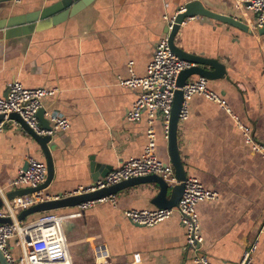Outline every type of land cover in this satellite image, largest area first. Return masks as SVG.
<instances>
[{
	"label": "crops",
	"instance_id": "0c3cea01",
	"mask_svg": "<svg viewBox=\"0 0 264 264\" xmlns=\"http://www.w3.org/2000/svg\"><path fill=\"white\" fill-rule=\"evenodd\" d=\"M58 1L5 0L0 2V20ZM188 1L192 0H92L72 17L28 35L7 39L0 30V97L13 80L26 88L53 90L42 99V107L69 123L49 143L53 174L45 193L68 194L86 187L96 171L109 172L142 154L146 115L143 112L138 121L126 118L140 90L119 81L129 77L130 61L136 76L145 75L155 43L165 33L163 15H175ZM198 1L251 27L255 23L252 13L234 8V0ZM175 43L185 51L217 59L224 67V74L208 79L207 86L229 111L194 94L188 102V118L177 133L187 177L197 178L217 195L195 206L201 250L212 264H237L243 250L255 243L252 263L264 264V156L245 142L235 122L236 118L249 127L264 146V34L192 16L180 25ZM153 129L156 156L170 164L159 117ZM27 156L44 162L39 145L14 121L6 122L0 132L1 198L21 188L8 183ZM157 191L155 184H140L116 192L115 204L102 201L83 210L77 206L52 210L65 216L62 226L72 262L193 264L177 213L152 226L134 224L123 213L157 208L150 203ZM8 248L18 255L13 239Z\"/></svg>",
	"mask_w": 264,
	"mask_h": 264
},
{
	"label": "built area",
	"instance_id": "2783aa9c",
	"mask_svg": "<svg viewBox=\"0 0 264 264\" xmlns=\"http://www.w3.org/2000/svg\"><path fill=\"white\" fill-rule=\"evenodd\" d=\"M234 8L240 11H249L254 15L255 23L252 27H262L264 24V0H234ZM174 17L175 15H163L168 32L156 41L152 59L146 67L145 75L136 76L130 61L127 63L129 77L119 81L120 85L124 87L140 90L138 97L127 111L126 118L129 121H138L143 112L146 115L148 124L146 130L147 143L142 154L137 158L128 159L90 185L80 187L64 195L91 192L131 177L150 174L161 176L168 184L177 183L171 165H164L156 156L153 129L155 119L159 117L163 126L164 137L167 139L168 122L176 89H181L183 93V101L178 114V128L180 123L188 118V102L194 94L203 95L227 109L225 102L208 88V80L204 77L198 76L196 79L187 80L181 87L177 86V77L180 71L191 67L193 64L178 58L170 49L168 33L174 24ZM183 23L184 21L181 24ZM53 92V90L43 87L26 88L18 81H11L7 85V96L0 97V114L4 116L0 121V132L6 122L14 121L8 118V114L12 112L17 113L37 134L51 135L58 130L68 128V120L56 112L44 113L52 125L51 129H43L39 123L37 111L42 107V99L53 94ZM235 122L237 127L241 129L245 142L250 145L254 152L264 156V146L253 138L250 128L242 125L236 118ZM14 123L16 122L14 121ZM26 164V168L20 169L16 177L9 181L10 187L35 188L45 181L47 173L44 162L38 161L33 156H27ZM183 183V193L177 206L151 210L126 209L123 213L132 223L142 226L155 225L169 218L173 213H177L185 228V246L191 252L192 263L212 264L201 250L203 238L200 234V223L195 206L200 201L216 199L217 195L214 191L205 188L197 178H187ZM55 198V195H49L43 189L17 195L11 199L2 195L3 205L0 209V216L10 218V222L0 223V253L7 264H74L68 251L62 226L65 216L55 211H47L24 220L17 218V214L21 210ZM102 201L115 204V196L111 194L99 199L85 201L77 205V208L80 210L87 209ZM11 239L14 240L15 246L19 250L17 256H14L8 248V241ZM254 248L255 243L247 246L237 264H253L252 252Z\"/></svg>",
	"mask_w": 264,
	"mask_h": 264
},
{
	"label": "water",
	"instance_id": "95a60500",
	"mask_svg": "<svg viewBox=\"0 0 264 264\" xmlns=\"http://www.w3.org/2000/svg\"><path fill=\"white\" fill-rule=\"evenodd\" d=\"M5 0H0L4 2ZM92 0H60L56 2L52 7L44 8L42 10H37L29 12L23 15L9 17L8 19L0 20V30L4 31L5 37L7 39L20 37L23 35H28L33 31L41 30L51 25L60 23L67 19V17H72L78 13L82 8L88 5ZM54 12V15L50 14ZM192 16H205L221 22L228 23L235 26L243 31L254 33L256 35L264 34V24L262 27H251L246 23L232 17L229 15H222L215 13L210 9L204 7L202 3L198 0H192L185 3L183 9H179L178 13L175 14L174 24L168 33V42L171 51L180 59L186 60L193 65L186 68L178 74L177 86H183L187 80H190L192 76H201L208 79H215L224 74L223 65L213 58L204 57L202 55H197L188 51L183 50L175 43L176 34L180 28V24L186 18ZM168 32L167 26H165V33ZM211 67L212 69H208ZM7 96L5 93L4 97ZM183 101V93L181 89H176L174 91V99L171 108L170 118L168 122V135H167V149L169 160L172 168V173L174 175L177 183L168 184L161 176L150 174L145 176L131 177L127 180H123L117 184L111 185L106 188L97 189L91 192H83L81 194H70L64 195L63 193L55 194L56 198L51 200H45L43 202L32 205L26 209L21 210L17 214L19 220H24L34 216L35 214L41 212H47L52 210H58L65 207H76L82 202L99 199L111 194H115L123 189L137 186L140 184H155L158 187V191L155 196L151 199V204L157 208H170L177 206V203L182 196L184 181L188 178L184 165L181 161L178 143H177V133H178V114ZM45 109L40 107L37 111V118L43 129L49 130L52 125L47 117L44 116ZM3 115L0 114V121L3 119ZM8 118L14 120L23 131L34 140L40 147V151L44 157V163L46 166V179L45 181L35 187H25L19 188L11 191L5 197L11 199L14 196L31 193L36 190L45 189L50 183L53 174V161L50 153L49 143L55 134H37L33 131L26 122L15 112L8 114ZM167 165V163H163ZM26 161L23 164L22 169L26 168ZM108 166V165H104ZM101 168V167H100ZM98 170V165H96ZM107 170L103 173L98 174L96 171L92 176V183L107 174ZM3 205V200L0 197V209ZM10 222L9 217L0 216V223ZM1 264H7L5 258L0 253Z\"/></svg>",
	"mask_w": 264,
	"mask_h": 264
}]
</instances>
